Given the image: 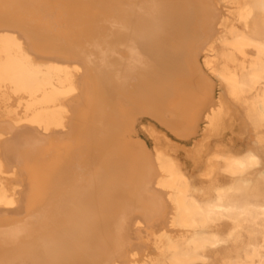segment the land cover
<instances>
[{
	"label": "bare ground",
	"instance_id": "bare-ground-1",
	"mask_svg": "<svg viewBox=\"0 0 264 264\" xmlns=\"http://www.w3.org/2000/svg\"><path fill=\"white\" fill-rule=\"evenodd\" d=\"M160 1L0 0V256L21 260L35 242L42 264H117L129 228L105 229L107 217L150 209L170 229L140 264H264V0L201 13ZM209 22L199 62L184 35ZM191 67L244 107L254 145L216 153L199 182L156 148L147 184L136 138L150 87L175 101L174 76ZM207 90L197 131L217 133L229 110Z\"/></svg>",
	"mask_w": 264,
	"mask_h": 264
},
{
	"label": "rangeland",
	"instance_id": "rangeland-1",
	"mask_svg": "<svg viewBox=\"0 0 264 264\" xmlns=\"http://www.w3.org/2000/svg\"><path fill=\"white\" fill-rule=\"evenodd\" d=\"M160 3L165 4L166 2L163 0ZM167 4H187L189 7L191 6L190 12L194 10L200 13L203 11L201 6L204 5L208 7V12L214 11L215 8H218L216 12H221L220 6L222 5L218 3V0H192L190 3L189 1L170 0ZM179 9L182 10V8ZM208 18L211 22L214 19L210 16L201 17L202 20ZM211 22L208 23V32L212 30V27H210ZM197 27L198 25L195 21L192 29L195 31L198 29ZM209 34L210 32L200 39L197 34H183L187 40L185 42H189L191 46V49L189 45L188 47L186 46L187 49H190L191 54L194 56L198 55L199 62L202 61L204 43ZM180 37V33H174V40L168 41L166 47L171 45L172 48L173 44L176 45L179 42ZM183 72L184 70L174 76L177 77L175 80L177 79L181 83V86L177 88L180 91L176 90V94L174 95V97H177L176 100L171 101L170 97L167 99L163 97V88L150 87V104L147 105L146 111L141 114L144 120V129L139 130L136 140L143 146V151L146 154L145 158L142 159L144 161L142 163L143 171L145 170L146 173L143 179L146 183L148 182L152 185L158 178V170L154 162L156 148L160 149L169 157L179 160L189 172L190 176L199 182L205 181L202 174L206 167V161L216 153L222 151L244 152L254 145V139L247 129L244 107L229 99L225 89L218 83L215 77L204 68L202 69V73L199 74L194 71L193 67H191L190 71ZM208 87L215 99L219 96L224 97L229 110V119H227L223 128L217 133L204 131L205 124L203 122H200L202 128L197 131L199 119L203 116L204 111H208L210 107L209 99L204 96V92L208 91ZM199 92L202 93L201 97ZM180 96L185 101L179 104L178 101L182 100H178ZM174 97L172 100H174ZM140 180H127V183L122 185V189L131 193L130 191L136 188L139 189ZM222 180H225V178ZM136 192L138 194V191ZM107 219H110V223L103 224L105 229L107 227L108 229L121 228L123 225L120 223V220L125 221V226L127 225L126 227L129 228V232L126 230L123 232L124 254L113 257V262L117 264H140L147 254L153 253V235L170 229L169 225L165 223L166 215H164V212L158 215L150 209L123 212L109 216ZM113 244L114 240L111 251L114 250ZM31 246H26L23 249L25 250L24 255L21 258L18 257L21 260H14L11 258V252H8L0 256V264H42L44 257L30 255L32 254L29 253ZM34 250L38 251L37 248ZM97 264L102 263L97 262Z\"/></svg>",
	"mask_w": 264,
	"mask_h": 264
}]
</instances>
